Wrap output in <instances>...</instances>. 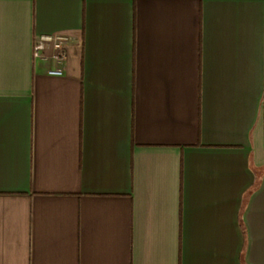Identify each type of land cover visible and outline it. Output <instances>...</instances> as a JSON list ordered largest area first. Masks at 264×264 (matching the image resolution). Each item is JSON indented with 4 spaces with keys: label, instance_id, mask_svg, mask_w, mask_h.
I'll return each mask as SVG.
<instances>
[{
    "label": "crops",
    "instance_id": "crops-1",
    "mask_svg": "<svg viewBox=\"0 0 264 264\" xmlns=\"http://www.w3.org/2000/svg\"><path fill=\"white\" fill-rule=\"evenodd\" d=\"M263 97L264 0H0V264H264Z\"/></svg>",
    "mask_w": 264,
    "mask_h": 264
},
{
    "label": "built area",
    "instance_id": "built-area-1",
    "mask_svg": "<svg viewBox=\"0 0 264 264\" xmlns=\"http://www.w3.org/2000/svg\"><path fill=\"white\" fill-rule=\"evenodd\" d=\"M71 42V38L67 35L55 34L36 36L33 44V59L37 61L52 60L59 67L48 70L50 76H61L63 74L62 67L67 62L66 47ZM47 51L50 54L47 55Z\"/></svg>",
    "mask_w": 264,
    "mask_h": 264
},
{
    "label": "trees",
    "instance_id": "trees-1",
    "mask_svg": "<svg viewBox=\"0 0 264 264\" xmlns=\"http://www.w3.org/2000/svg\"><path fill=\"white\" fill-rule=\"evenodd\" d=\"M263 101H264V97H263Z\"/></svg>",
    "mask_w": 264,
    "mask_h": 264
}]
</instances>
